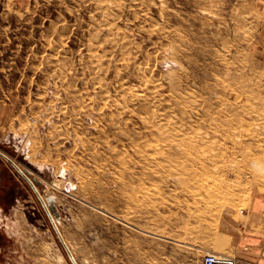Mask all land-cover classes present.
I'll return each mask as SVG.
<instances>
[{"label":"rangeland","instance_id":"374dc122","mask_svg":"<svg viewBox=\"0 0 264 264\" xmlns=\"http://www.w3.org/2000/svg\"><path fill=\"white\" fill-rule=\"evenodd\" d=\"M0 150V262L264 264V0H0Z\"/></svg>","mask_w":264,"mask_h":264},{"label":"crops","instance_id":"0c3cea01","mask_svg":"<svg viewBox=\"0 0 264 264\" xmlns=\"http://www.w3.org/2000/svg\"><path fill=\"white\" fill-rule=\"evenodd\" d=\"M3 164L0 162V234L7 239L17 240L21 239V218L20 215L16 214L17 212L21 213L20 207L21 203H23L21 200L23 199L24 201L26 199L21 194L23 189L20 179L9 166L6 168L3 167ZM17 171L20 173L18 169ZM16 181L19 183H16ZM5 251L7 250L0 246V254ZM12 254H15V256L6 258L0 264H20L19 259H21V256L19 252L18 255L17 251Z\"/></svg>","mask_w":264,"mask_h":264},{"label":"bare ground","instance_id":"6f19581e","mask_svg":"<svg viewBox=\"0 0 264 264\" xmlns=\"http://www.w3.org/2000/svg\"><path fill=\"white\" fill-rule=\"evenodd\" d=\"M6 157L10 158L8 155H6L5 153H3ZM15 166H17V169L19 171H21L22 173H24L25 177H27V179H29V181L31 182V184L33 185V188L35 189V192L39 195L41 202H43L44 207L46 208V210L48 211V213L50 214V216L52 217V220H54L55 226L57 227V229L60 231V227H59V223L58 220L55 218V216L52 214V211L50 210L49 207V203H48V194L47 193H42L41 190L39 189V187L36 185V183L34 182L33 178H31L29 175H27V173L25 172V170L19 165L17 164V162L15 160H13L12 158H10ZM29 171V170H28ZM33 173V172H32ZM60 180V179H57ZM61 233V231H60ZM62 234V233H61ZM65 244L67 246V248L69 249V251L71 252L72 256L74 257V260L77 262V259L73 253V250L71 249L70 245L68 244V242L66 241V239L64 238V236L62 235ZM79 264V263H77Z\"/></svg>","mask_w":264,"mask_h":264},{"label":"built area","instance_id":"2783aa9c","mask_svg":"<svg viewBox=\"0 0 264 264\" xmlns=\"http://www.w3.org/2000/svg\"><path fill=\"white\" fill-rule=\"evenodd\" d=\"M0 155L7 158L1 150H0ZM7 159L9 161L13 162L11 159H9V158H7ZM13 164H14V162H13ZM202 264H238V260L235 257H231L228 255L215 253V252H208L204 255Z\"/></svg>","mask_w":264,"mask_h":264},{"label":"water","instance_id":"95a60500","mask_svg":"<svg viewBox=\"0 0 264 264\" xmlns=\"http://www.w3.org/2000/svg\"><path fill=\"white\" fill-rule=\"evenodd\" d=\"M23 174H24V173H23ZM49 200L52 201L51 198H50ZM51 208L54 209L53 206H51ZM55 227H56V226H55ZM56 229H57V227H56ZM60 237H61V239H62V242H63L64 246H65V249L67 250V253H68L69 257L71 258V260L73 261L74 264H77V262L74 260V257L72 256L71 252H70L69 249L67 248V246H66V244H65V242H64V240H63V238H62L61 235H60Z\"/></svg>","mask_w":264,"mask_h":264}]
</instances>
